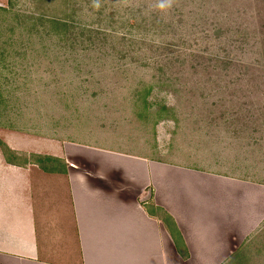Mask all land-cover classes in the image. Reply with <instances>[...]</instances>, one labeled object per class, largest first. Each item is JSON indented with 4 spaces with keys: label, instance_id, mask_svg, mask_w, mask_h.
Returning <instances> with one entry per match:
<instances>
[{
    "label": "rangeland",
    "instance_id": "374dc122",
    "mask_svg": "<svg viewBox=\"0 0 264 264\" xmlns=\"http://www.w3.org/2000/svg\"><path fill=\"white\" fill-rule=\"evenodd\" d=\"M162 2L0 0V130L237 178L204 259L264 264V0Z\"/></svg>",
    "mask_w": 264,
    "mask_h": 264
},
{
    "label": "crops",
    "instance_id": "0c3cea01",
    "mask_svg": "<svg viewBox=\"0 0 264 264\" xmlns=\"http://www.w3.org/2000/svg\"><path fill=\"white\" fill-rule=\"evenodd\" d=\"M0 142V264H209L242 239L237 178L17 130Z\"/></svg>",
    "mask_w": 264,
    "mask_h": 264
},
{
    "label": "clouds",
    "instance_id": "9594fccd",
    "mask_svg": "<svg viewBox=\"0 0 264 264\" xmlns=\"http://www.w3.org/2000/svg\"><path fill=\"white\" fill-rule=\"evenodd\" d=\"M165 2H168V0H164V2H162L161 4H160V7H164L165 6Z\"/></svg>",
    "mask_w": 264,
    "mask_h": 264
},
{
    "label": "trees",
    "instance_id": "16d2710c",
    "mask_svg": "<svg viewBox=\"0 0 264 264\" xmlns=\"http://www.w3.org/2000/svg\"><path fill=\"white\" fill-rule=\"evenodd\" d=\"M0 145H1L2 147H5V145H4L3 143H1V142H0Z\"/></svg>",
    "mask_w": 264,
    "mask_h": 264
}]
</instances>
